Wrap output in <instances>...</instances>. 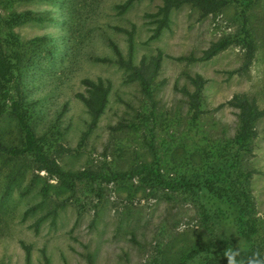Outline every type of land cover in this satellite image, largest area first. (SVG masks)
I'll return each instance as SVG.
<instances>
[{"label": "rangeland", "instance_id": "obj_1", "mask_svg": "<svg viewBox=\"0 0 264 264\" xmlns=\"http://www.w3.org/2000/svg\"><path fill=\"white\" fill-rule=\"evenodd\" d=\"M124 2L0 0V36L20 82L27 119L64 171L129 173L143 164L153 165L156 157L162 163L161 174L175 177L185 158H193V131L183 92L193 90L189 76L199 74L207 80L202 99L210 117H204L202 125L208 134L217 128L219 133L234 135L237 111L226 102L235 94L247 95L264 109V0L248 15L256 42L254 61L246 72L231 77L227 72L245 60L243 49L235 43L208 61L180 58H198L224 35H234L239 26L234 5L204 18L184 5L170 13L168 28L149 41L161 1L135 0L120 13L116 6ZM26 11L40 19L10 21L13 13ZM114 27L132 32L131 55L128 35ZM35 38L41 40L33 42ZM108 40L124 59L130 55L134 64L162 52L154 81L153 123L139 84L127 81L128 71L117 63ZM17 50L22 60L14 58ZM99 78L110 85L107 105L80 145L90 116L76 95L86 94L84 79ZM9 96L0 100V141L19 146L22 134L8 113L14 94ZM142 112L148 121L145 127L140 125ZM256 127L258 136L242 170L253 172L246 188L254 201L258 239L264 243V117ZM151 129L154 151L149 147ZM168 165H174V170ZM143 180L152 178L68 183L38 171L30 157L0 154V264H179L184 253L208 245L215 236L224 235L228 243L225 227L203 218L184 196ZM31 207L35 208L25 216ZM22 244L30 248L28 262Z\"/></svg>", "mask_w": 264, "mask_h": 264}, {"label": "trees", "instance_id": "obj_2", "mask_svg": "<svg viewBox=\"0 0 264 264\" xmlns=\"http://www.w3.org/2000/svg\"><path fill=\"white\" fill-rule=\"evenodd\" d=\"M135 0H126L123 4L117 5L116 9L123 13ZM161 5L153 15L158 19L156 26L152 30L150 40L157 39L162 30L168 28L169 15L173 10H177L184 5H189L200 12V17L217 15L226 7L234 5L239 19L238 30L234 35H224L217 42L212 43L198 58L189 56L180 58L187 61H208L219 52L225 50L229 45L235 43L244 52V63L241 67L227 72L228 76L238 75L246 72L252 65L256 53L255 37L252 33L249 13L259 0H160ZM31 19L40 18L34 16L30 11L13 13L10 17L12 23H24ZM118 32L128 35L129 54L133 50L132 32L123 28L114 27ZM41 38L32 41L38 42ZM31 43V42H30ZM112 48L117 63L128 71L127 81H137L143 97L144 106L147 107L148 118L153 123L156 115V102L154 95V81L158 75L163 59V54L157 51L156 54L142 58L138 64H134L130 58L124 59L118 46L108 40ZM15 59L22 60L20 51H15ZM95 61L105 62L107 59L95 58ZM13 62L9 55L8 47L4 46L0 36V100H8L9 93L14 96L9 99L8 113L14 118L22 134V143L19 146H8L0 141V154L9 157H30L36 165L38 171H43L49 176L56 177L68 183L89 182L105 183L129 181L132 178L144 175L151 177V182L143 180V183L157 184L170 193L184 196L191 202L203 218H209L212 224L218 228L225 227L224 235H219L218 239L210 241L208 245L196 247L184 253L179 264H228L224 252L228 248L239 250L238 261L247 264L249 259L258 258L264 260V243L259 241L260 230L257 227V220L254 216V201L250 196L246 184L249 183L253 172L242 170L244 157L251 153L253 142L258 136L257 123L264 117V109H261L256 101L247 95L235 94L226 104L237 111V125L232 137L224 132L219 133L217 128L213 132L207 133L203 129V118L210 117L203 109L202 93L207 80L199 74L189 76L188 80L193 88L192 91L183 89L187 98L190 131H193V158L187 156L180 168H177L176 176L161 174V160L156 159L153 165L143 164L139 169H134L129 173L101 174L95 171L84 169L76 172L64 171L55 158L50 157L45 144L36 137L35 131L30 125L24 104L20 82L15 74ZM82 85L86 94H77L87 109L90 122L87 130L80 139V145L88 138L95 129L97 122L105 110L108 101L110 85L108 82L97 79H84ZM12 91V92H11ZM220 107V106H219ZM141 127L147 126L145 114H139ZM120 124L115 129H119ZM216 127V126H214ZM152 135L149 143L151 151H154ZM191 151H189L190 153ZM195 157H198L195 158ZM174 170V165L167 166ZM46 185L42 188L43 197L46 196ZM31 207L25 211V216L33 211ZM43 219L35 222V227ZM223 227V228H224ZM214 237V236H213ZM23 245L25 250V260H29V246Z\"/></svg>", "mask_w": 264, "mask_h": 264}, {"label": "clouds", "instance_id": "obj_3", "mask_svg": "<svg viewBox=\"0 0 264 264\" xmlns=\"http://www.w3.org/2000/svg\"><path fill=\"white\" fill-rule=\"evenodd\" d=\"M180 230L181 231L184 230L183 225H181ZM224 255L227 258L228 264H243V262L237 260V257L240 255L239 250H233L232 248H228L224 252ZM247 264H264V260L258 258H252L248 260Z\"/></svg>", "mask_w": 264, "mask_h": 264}]
</instances>
